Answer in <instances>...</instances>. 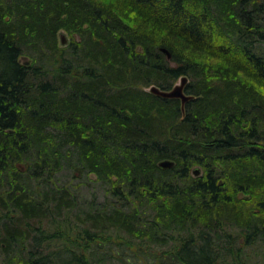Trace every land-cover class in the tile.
<instances>
[{"label": "trees", "instance_id": "1", "mask_svg": "<svg viewBox=\"0 0 264 264\" xmlns=\"http://www.w3.org/2000/svg\"><path fill=\"white\" fill-rule=\"evenodd\" d=\"M262 42L264 0H0L3 263L264 264Z\"/></svg>", "mask_w": 264, "mask_h": 264}, {"label": "rangeland", "instance_id": "2", "mask_svg": "<svg viewBox=\"0 0 264 264\" xmlns=\"http://www.w3.org/2000/svg\"><path fill=\"white\" fill-rule=\"evenodd\" d=\"M103 1L104 2H116V0H103ZM73 36L78 38L77 34H73ZM71 37H72V35L63 29H60L57 33L59 45H64L65 43H68L70 41ZM62 39H64V42H62ZM261 45H262V49L264 51V42H262ZM180 47L183 48V45L180 44ZM193 57H196L197 60L200 61L202 64H204L205 67L212 66L217 62L213 58H211V59L206 58L205 55L200 54V53H194ZM21 59H22V61H26V59L24 57H22ZM186 76H187V81H190V77L188 75H186ZM179 82H180V78H178L173 83V85L176 83H179ZM68 176L69 175H67V172H65L62 176V179L64 181L67 180L70 178V177L68 178ZM70 184L72 186V190H76L75 194L79 198V201H78L79 206H82V205L86 206V201L88 202L94 196H96L97 201H103L104 197L106 196L105 186L102 185L96 179V175H94V174H89L88 176H83V178H75V179L71 180ZM72 222L75 225L73 230H76V231H79L82 228H84L85 226L90 225L89 223L83 222L81 220V218L76 219V220L73 219ZM108 234H110V232H106L104 236L107 237ZM111 234L114 236L113 231L111 232ZM0 264H4L2 261L1 250H0Z\"/></svg>", "mask_w": 264, "mask_h": 264}, {"label": "water", "instance_id": "3", "mask_svg": "<svg viewBox=\"0 0 264 264\" xmlns=\"http://www.w3.org/2000/svg\"><path fill=\"white\" fill-rule=\"evenodd\" d=\"M62 42H64V39H62ZM161 50L167 55V57H170V53L168 52V50L164 47H161ZM187 82V77L186 76H182L180 78V82L174 84L170 89H160L158 86L155 85H151L149 87V90L152 93H155L157 95H160L162 97H167V98H180L181 99V106L183 107L185 101L187 99H189V95L185 94L184 92V85ZM174 164L173 160L170 159H163L160 160L158 165L161 168H170L172 167ZM199 169L195 168L193 170V174H198Z\"/></svg>", "mask_w": 264, "mask_h": 264}]
</instances>
